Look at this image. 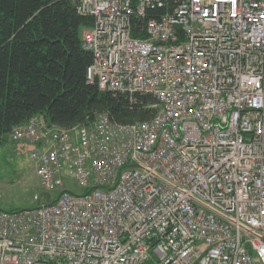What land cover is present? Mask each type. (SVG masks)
<instances>
[{"label": "built area", "instance_id": "1", "mask_svg": "<svg viewBox=\"0 0 264 264\" xmlns=\"http://www.w3.org/2000/svg\"><path fill=\"white\" fill-rule=\"evenodd\" d=\"M73 2L94 20L89 82L158 110L16 127L60 192L0 208V264H264V0Z\"/></svg>", "mask_w": 264, "mask_h": 264}, {"label": "trees", "instance_id": "2", "mask_svg": "<svg viewBox=\"0 0 264 264\" xmlns=\"http://www.w3.org/2000/svg\"><path fill=\"white\" fill-rule=\"evenodd\" d=\"M93 25L73 0H0V146L35 116L63 128L88 124L99 113L121 125L155 116L152 96L132 100L89 82L94 55L82 36Z\"/></svg>", "mask_w": 264, "mask_h": 264}, {"label": "rangeland", "instance_id": "3", "mask_svg": "<svg viewBox=\"0 0 264 264\" xmlns=\"http://www.w3.org/2000/svg\"><path fill=\"white\" fill-rule=\"evenodd\" d=\"M10 139L0 146V208L6 211H23L39 207L38 197L46 190L30 158V148ZM24 146V147H23ZM66 188L75 193H85L86 189L70 174H64ZM60 189L51 191L54 198ZM38 196V197H37ZM46 197L42 199L44 204Z\"/></svg>", "mask_w": 264, "mask_h": 264}, {"label": "water", "instance_id": "4", "mask_svg": "<svg viewBox=\"0 0 264 264\" xmlns=\"http://www.w3.org/2000/svg\"><path fill=\"white\" fill-rule=\"evenodd\" d=\"M43 197H46V201L49 202L51 199V194L47 191H45L44 193H41L40 197L38 198L39 206L41 205Z\"/></svg>", "mask_w": 264, "mask_h": 264}, {"label": "bare ground", "instance_id": "5", "mask_svg": "<svg viewBox=\"0 0 264 264\" xmlns=\"http://www.w3.org/2000/svg\"><path fill=\"white\" fill-rule=\"evenodd\" d=\"M82 37H83V36H82ZM101 91H103V90L101 89ZM104 91H105V90H104ZM39 197H40V196H39ZM39 197H38V198H39Z\"/></svg>", "mask_w": 264, "mask_h": 264}]
</instances>
